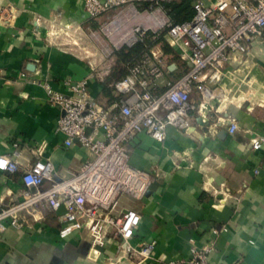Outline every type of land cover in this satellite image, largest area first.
Here are the masks:
<instances>
[{
	"label": "crops",
	"instance_id": "crops-1",
	"mask_svg": "<svg viewBox=\"0 0 264 264\" xmlns=\"http://www.w3.org/2000/svg\"><path fill=\"white\" fill-rule=\"evenodd\" d=\"M9 2L21 13L13 26L0 24V153L10 152V142L17 139L21 160L27 162L30 147L42 144L58 174L68 175L91 155L77 143L64 146V135L55 130L61 110L46 101L40 82L67 92L64 80L93 72L92 95L110 105L109 84L116 80L107 78L117 57L105 73L106 59L90 31L115 11L90 18L82 0H0ZM154 50L163 54L169 70L159 82L157 90H162L186 65L172 49L165 53L159 44ZM215 86L223 96L204 99L196 89L191 93L197 109L191 112L188 130L169 127L164 142L141 132L126 144L132 166L156 170L143 199L123 195L119 204L141 208L136 240H156L145 264H190V247L208 244L210 264H264V142L257 150L251 148L252 138L264 135L260 40L252 43L246 61L226 64ZM232 119L238 128L230 132ZM21 189L18 177L0 171V201L17 199ZM59 214L0 231V264H104L89 258L85 233L59 236ZM113 250L109 242L103 254Z\"/></svg>",
	"mask_w": 264,
	"mask_h": 264
},
{
	"label": "built area",
	"instance_id": "built-area-1",
	"mask_svg": "<svg viewBox=\"0 0 264 264\" xmlns=\"http://www.w3.org/2000/svg\"><path fill=\"white\" fill-rule=\"evenodd\" d=\"M173 1L82 0L90 18L115 11L100 26L101 32L90 31L103 59L107 58L105 73L119 49L143 42L150 34H162L186 69L157 90L169 70L163 54L154 50L159 44L153 45L129 67L127 75L109 84L110 105L92 95L93 72L64 80L67 92L40 82L46 101L61 110L55 130L64 135V146L77 143L91 156L77 170L61 176L53 160L43 154L42 144L30 147L32 158L25 162L19 141L12 140L11 151L0 153L4 162L0 171L18 177L22 189L17 199L0 201V231L22 229L50 213H60L59 236L85 233L90 259H102L104 264H145L152 258L156 240L135 239L141 208H120L119 204L123 195L143 199L156 170L132 166L126 144L141 132L164 142L169 127L191 128V112L197 109L191 93L196 89L204 99L223 96L215 84L226 64L246 61L256 39L264 52V0H192V16L182 21H175L170 12ZM20 13L13 3L0 4V24L13 26ZM237 128L232 119L229 131ZM263 142L264 135H258L252 138L251 148L257 150ZM109 242L114 243L113 254L104 255ZM211 250V244L191 246L189 263L210 264Z\"/></svg>",
	"mask_w": 264,
	"mask_h": 264
},
{
	"label": "trees",
	"instance_id": "trees-1",
	"mask_svg": "<svg viewBox=\"0 0 264 264\" xmlns=\"http://www.w3.org/2000/svg\"><path fill=\"white\" fill-rule=\"evenodd\" d=\"M192 0H175L169 8L175 21L189 19L193 10ZM160 44L165 53H170L171 48L163 39L162 34L149 35L143 42H137L130 47H122L116 52L117 62L112 74L107 78V82L123 78L129 72V67L136 63L144 51H148L153 45Z\"/></svg>",
	"mask_w": 264,
	"mask_h": 264
},
{
	"label": "rangeland",
	"instance_id": "rangeland-1",
	"mask_svg": "<svg viewBox=\"0 0 264 264\" xmlns=\"http://www.w3.org/2000/svg\"><path fill=\"white\" fill-rule=\"evenodd\" d=\"M95 30H97L98 32H101V30H100V25H99V26H96V27H95ZM81 46H82V45H81ZM155 51H156V50H155ZM88 56H89V58H92V57H93V55H91V54H89ZM106 59H107V58H106ZM113 63H114V62H113ZM113 63H112V64H113Z\"/></svg>",
	"mask_w": 264,
	"mask_h": 264
},
{
	"label": "clouds",
	"instance_id": "clouds-1",
	"mask_svg": "<svg viewBox=\"0 0 264 264\" xmlns=\"http://www.w3.org/2000/svg\"><path fill=\"white\" fill-rule=\"evenodd\" d=\"M3 163H4L3 161H0V166H3Z\"/></svg>",
	"mask_w": 264,
	"mask_h": 264
}]
</instances>
